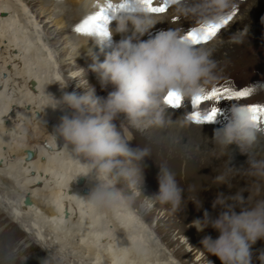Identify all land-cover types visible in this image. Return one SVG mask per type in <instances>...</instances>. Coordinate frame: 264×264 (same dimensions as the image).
<instances>
[{
  "label": "clouds",
  "instance_id": "clouds-1",
  "mask_svg": "<svg viewBox=\"0 0 264 264\" xmlns=\"http://www.w3.org/2000/svg\"><path fill=\"white\" fill-rule=\"evenodd\" d=\"M176 11L186 14L190 11L189 0H178ZM134 12H124L114 17L117 24L109 29L108 35H98L96 43L104 51L106 41L117 33L122 35L105 53V59L91 53L93 63L89 69L96 73L101 88L109 85L113 90L106 97L98 96L94 86L87 81L84 94L65 92L61 99L54 97L53 109L67 106L73 111L71 117L64 115L52 132L55 140L63 138L64 145L83 168L79 176L90 177L96 183L86 198L88 204L97 210H107L119 216L136 200L143 197L142 205L151 210L158 205L169 206L172 212L184 210L185 190L176 174L166 165L158 164L159 190L152 196L143 192L145 183L146 158L152 157L151 148L131 146L134 139L129 135L123 121L143 131L150 126H164L166 121L165 96L176 91L183 97L200 95L204 85L215 79L214 61L206 48L193 47L174 30H161L147 40L141 37L153 28L156 21L142 4L135 6ZM239 42V40H238ZM87 70V71H88ZM60 82V81H59ZM61 88L68 84L61 83ZM232 117L214 133V143L221 150L238 144L242 151L264 137L253 113L244 107H235ZM253 175L264 176V171H254ZM78 176V177H79ZM221 184L231 183L225 175L216 177ZM122 185V187H117ZM195 201L202 207L199 199ZM221 211L212 217L205 209L203 219H196L193 225L198 231L211 226L220 235L213 239L205 236L201 240L203 249L217 256L222 264H253L252 246L264 239V198L253 203L252 197H244L243 192L234 195L218 193L212 207ZM240 211L237 212L236 208ZM135 255L146 259L148 251L142 240H132L130 251L124 259ZM264 264V251L258 257ZM209 264H213L209 261Z\"/></svg>",
  "mask_w": 264,
  "mask_h": 264
},
{
  "label": "bare ground",
  "instance_id": "bare-ground-1",
  "mask_svg": "<svg viewBox=\"0 0 264 264\" xmlns=\"http://www.w3.org/2000/svg\"><path fill=\"white\" fill-rule=\"evenodd\" d=\"M56 2L57 5L54 8L51 9V5H49L45 9L39 11V15L48 16L49 20L47 23L50 22L56 26L54 37H58L60 33L76 29L87 17L104 9L109 3V0H57ZM111 2L121 3L122 1L111 0ZM8 10H12L9 9V4L6 1L0 2V23L2 22V27L0 26V43H2L0 50V118L2 115H8V117L3 119V125H0L1 184L13 189L12 192L14 191L13 193L20 196L21 201L25 202L26 195L30 197V204H26L25 202L23 209H25L26 212H34L33 215L37 217L36 219H42L41 222L44 225L46 222H51L50 225L46 223L50 230L49 233L47 232L48 235L57 232L58 237L59 233L66 229L64 232L66 234L69 233L71 236L74 234L72 237L78 236L77 234L80 233V238L83 242L85 236L89 237L88 240L91 239V241H88L87 244H89V242H95L98 243L99 248L103 245V241H106L104 244L105 248H102V252L100 249L92 251V255H95L93 258L95 260H106L108 261L105 262L107 264H176L162 251L158 244L154 243V241L146 235L143 226L139 225V223L135 224L134 214L132 215L129 208L123 211L119 216H115L110 211L97 210L88 204L85 197L89 195L96 181L89 177L79 176L83 168V165H77L81 163L79 159L74 156L69 157L67 151L66 155L61 156L65 154V152L62 153V150H66V147L64 149L65 145L63 146L64 140L63 138L55 140L52 136V132L60 122H54L55 117L51 119L52 113L50 111L40 110L36 107L37 104L33 103V99H36L37 101L35 102L37 103L41 102L39 96L41 95L40 92H44V89L41 90V88L44 87L39 85V88H37L35 86L36 84H33L35 83V79L32 80V78L26 77V73H23L25 67L18 66V68H16V66L13 69L14 75L11 76H9L10 70L8 71V68L6 69L5 67L6 63H11V65H13V61L17 62L16 60H19L18 63H21L23 60L25 61V54L22 52L16 55L14 54V46L19 44V42L21 43V41L18 40L19 35H16V33L14 34L12 29L17 30L20 27V22H14L13 17L16 18L17 16L11 14L12 12L9 13ZM175 10L176 7L171 9L167 15L160 18L156 16L153 17V13L150 14L156 23L149 32L160 26L169 24L171 17L174 16L173 13ZM8 13L10 16L8 15L7 21L3 22V20H5L3 19V15ZM73 17L75 20L72 21ZM116 24L117 21L112 19L109 24V29L114 28ZM10 26L12 27L11 31H9ZM22 26L21 28H23ZM4 27L9 31L7 38L3 36V31H5V29H3ZM147 35L148 34L145 33L141 39H145ZM97 36V34L91 33L79 35L78 46L76 48L78 51H89V53L91 50V53L98 56L100 61H103L105 59V53L112 50L113 43L119 41L122 35L117 33L111 37V41H106L103 52L101 51V47L96 43ZM210 43L200 45L198 48H209L211 47ZM94 44H97V47L95 46V48H93ZM19 48L22 49V46ZM38 61L40 62L41 60L39 59ZM38 61L36 63H38ZM27 62L26 65L28 64ZM93 62V56L90 59H86L87 66L91 65ZM15 72L19 74L15 75ZM90 76L97 80L96 73H90ZM35 78L37 80L39 77ZM39 81L40 84L44 82L41 81V79H39ZM5 83L6 85L4 86ZM7 85H11L13 89H9V87L5 88ZM51 87L53 89V86ZM21 92L25 93L24 99L19 96ZM49 93H55V95L60 94V92L57 93L56 91ZM53 101V98H49L44 105H50L54 103ZM17 111H22L21 115L26 116L27 121H31L30 117L32 116V118H36L41 115L40 119L36 122L39 127L38 129L36 128V136L31 137L28 135L27 138L20 143L21 145L18 144L19 141L17 142L16 139L11 143L7 141V138L13 137L20 132L22 133L26 128L27 124H25V122L23 123V118L19 119L16 117ZM185 115L186 111H180L167 105L166 119L169 120L166 121L165 125L150 126L147 128L148 134L155 135L163 141L161 143V140L159 143L158 141L145 142V146L152 150V157L146 158L145 161L147 165L145 168L147 174L149 173L151 177L155 178V174H159L160 171L158 164H166L176 174L179 183L186 186L183 187L185 190V203L182 205V208L184 210L178 212L186 217L192 215V217L196 216L198 219H203L204 210L206 209L211 216L215 218L219 215L221 208L217 206L214 209L212 204L220 192H223L225 195H234L236 192H243L245 198L248 196L252 197L253 203L257 199L264 198V176L252 174L254 171H264V137H261L256 143L246 148L245 151H242L241 147L235 143L229 146L230 149L221 150L214 143V133L217 128H220L219 126L196 125L187 119ZM47 117L48 120L46 119ZM47 122L51 123L47 124ZM7 134L8 136H6ZM136 137L135 134V139H137ZM15 141L17 144H14ZM45 141H47V143ZM32 142H34L33 145ZM39 148L40 150H38ZM31 154H33V156ZM68 159H70V161H68ZM81 160L85 162V159H82V157ZM73 166H75L74 169H72ZM240 166L242 167L240 168ZM32 169H34V171H32ZM69 171L72 173H69ZM8 174H11V176ZM220 175H225L228 178L231 183V188H229L227 184H221L216 180V177ZM81 178H84V182L79 184ZM47 179L49 183L53 185L46 186V194H40V192L43 191L41 187H43ZM35 181H37L38 184H34ZM63 186L69 187L64 189ZM84 188H88L89 192L85 193ZM196 199L202 202V207H197L195 201H193ZM236 211L239 212L240 208L237 207ZM45 218L49 220L45 221ZM85 231L87 232L85 233ZM206 233H210L213 239L218 238L220 235V233L211 226L207 227L206 230L200 231L201 235ZM57 237H55V239H62V236L59 238ZM52 238H54V236ZM95 238L96 240H93ZM132 240H142L146 245L148 255L152 257L139 260L135 255H129L127 259H124L125 253L130 251ZM260 240L261 243L264 244V239ZM149 241H153L154 244H147L146 242ZM87 244L84 245L88 246ZM260 245L261 244H259V247ZM76 249L77 248L74 250ZM107 256H109L108 259ZM33 259H38L39 264H48L49 257L47 252L39 249L26 256L22 261L23 264H30V262L34 261ZM2 264H8V262L3 261ZM35 264L37 263L35 262Z\"/></svg>",
  "mask_w": 264,
  "mask_h": 264
},
{
  "label": "rangeland",
  "instance_id": "rangeland-1",
  "mask_svg": "<svg viewBox=\"0 0 264 264\" xmlns=\"http://www.w3.org/2000/svg\"><path fill=\"white\" fill-rule=\"evenodd\" d=\"M3 1H6L9 4L10 10L12 9L11 11L8 10V12H12L11 14L17 16L16 18L13 17L14 22H20V27L17 30L12 29L14 34L16 33V35H19L18 40L21 41V43L18 41L19 44L14 46V54L16 55L19 52L25 54V61L23 60L21 63H18L19 60H16L17 62L13 61V65H11V63H6L5 67L6 69L8 68V71L10 70L9 76L14 75L13 69L16 66V68H18V66L25 67L23 69V73H26V77H30L32 80L35 79V83L33 84H36L35 86L37 88H39V85L44 87L41 88V90L44 89V92H40L41 95L39 96L41 98V102L37 103L35 102L37 100L33 99V103L37 104L36 107L40 110L43 109L44 111H50L52 113L51 119L55 117L54 122H61L60 118L64 115L71 117L74 110L68 108L66 105L58 107L59 109L56 108L57 110L53 109L49 105H44L47 103L49 98L52 99L54 97L59 100L65 92L84 94L86 89L84 87H78V84L81 82L87 86V81L90 85L95 87L96 94L98 96L106 97L108 93L113 90L112 85H109L107 89L101 88L98 80H95L92 76H90V73L93 72L88 70L89 65H86V59H90L92 56L89 51H78L76 48L78 46L79 35H83L84 33L78 32L76 28L74 30L60 33L58 37H54L56 26H54L53 23H47L49 20L48 16L39 15V11L45 9L49 5H51V9L54 8L57 5V0H1L0 2L2 3ZM229 6L240 7L241 10L240 12L236 10H227L229 9ZM174 8L175 4L171 7V9ZM189 8L190 11L186 14L179 13L175 10L173 13L174 16L170 19V23L156 28V33L161 30L174 29L182 35L186 33V28L195 26L201 23L204 19L206 20L207 18H211L213 21L219 23L220 20L226 19L228 14L232 16L231 22L224 25L220 29V33L215 38L216 41L210 43L211 47L206 48L211 52L210 58L214 61L216 67L214 69L215 79L205 85L211 83L220 85L224 82L229 83L235 80L239 81L242 77L249 78L251 80L257 79L258 72L262 69V67H264V0H245L241 3L239 0H189ZM171 9L169 11H171ZM169 11L162 13V15H153V17L156 16L160 18L167 15ZM9 13L3 15V19H5L3 22L7 21L6 19L8 15L10 16ZM233 13L235 14L233 15ZM73 20H75L74 17L72 18V21ZM1 24L2 22L0 23V26L2 27ZM11 26L9 27V31H11ZM21 26L23 28H21ZM3 29H5V31H3V36H6L7 38L9 31L6 30V27ZM154 30H151L147 34L151 35ZM147 38L148 37L145 39ZM0 44L1 50L2 43ZM20 46H22V49L19 48ZM95 46L97 47V44H94L93 48H95ZM39 54L42 55L40 56ZM39 59L41 60L40 62L38 61ZM36 60L38 63H36ZM24 62L25 65L26 62L28 64L25 66ZM29 64L32 65L30 66ZM17 74L19 73L15 72V75ZM35 77L39 78L36 80ZM39 79L44 82L40 84ZM59 81L63 84H68L67 87L61 88ZM5 85L6 83L4 86ZM51 86H53V89ZM8 87L9 89L12 88L11 85H7L5 88ZM54 90L57 93L60 92V94L55 95V93H49L55 92ZM19 96L24 99L25 93L21 92ZM232 102L233 101L230 100L218 102L208 101L201 106V110L203 112H207L215 105L220 106L222 111H230L232 110ZM16 114V117L19 119L23 118V123L25 122L27 125L22 133L20 132L21 134L18 133L13 137L7 138V141L11 143L14 139H16L17 142L19 141L18 144H20L27 138L28 135L31 137L36 136V128H39L36 122L40 119L41 115L36 118H32V116L30 117L31 121H27L26 116L21 115L22 111H17ZM6 117H8V115L1 116L0 125H3V119ZM46 119L48 120V117ZM50 123L47 122V124ZM122 123L123 126L128 129V133L132 134L131 136L134 137V141H130V144L133 147L137 144L144 147L146 145L145 142L148 141H158V143L160 140V143L163 141L155 135L148 134L147 128L143 131H137L136 129L131 128L127 122L123 121ZM134 133L136 134L137 139H135ZM6 136H8V134ZM17 142L15 141L14 144H17ZM45 142L47 143V141ZM33 144L34 142H32V145ZM65 147L66 146H64V149ZM38 150H40V148ZM66 151L69 157L74 156L67 147L66 150H62V153L65 152V154H62L61 156L66 155ZM68 161H70V159H68ZM77 165H82V162ZM241 167L242 166H240V168ZM74 168L75 166L72 167V169ZM32 171H34V169H32ZM69 173L72 172L69 171ZM0 174L2 173L0 172ZM145 174V183L142 190L146 196H152L159 190L158 174L154 173L155 178L151 177L149 173L147 174L146 170ZM8 175L11 176V174ZM34 184H38V182L35 181ZM48 185L52 186L53 184L49 183V180L47 179L45 180L43 187H41L43 191H41L40 194L47 193L45 189ZM180 185L181 187H186L185 185L183 186V184ZM5 186L6 185L1 184L0 182V264H2L3 261L8 262V264H23L22 260L26 256L38 251L39 249L47 252L49 257L48 264H107L105 262L108 261L102 259L95 260L93 259L95 255H92V251L96 249H100L102 252V248H105L104 244L106 241H103V245L99 248L98 243L89 242V244H87L88 241H91V239L88 240L89 237L85 236L84 243L80 238V233L77 234L78 236L72 237L74 234L72 236L69 233L66 234L64 232L66 229H64L63 232H60L58 237L57 232H53L51 235H48L50 230L47 224L50 225L51 222H46L47 224L45 223V226L41 222L42 219H36L37 217L33 215L34 212H26V210L23 209L25 202L21 201L20 196L13 193L14 191L12 192L13 189ZM68 187L69 186H63L64 189ZM117 187H122V185H117ZM142 201L143 197L136 200L129 207L132 215L134 214L135 224L139 223V225L143 226L146 231V235H148L154 243L158 244L162 251L165 252V254L174 263L209 264V261H212L213 264H222L217 256L207 253L203 249L201 240L205 236L212 235L210 233L201 235L200 231H198L195 226H192L193 221L198 219L196 216L192 217L191 215L190 217H186L179 212H172L167 205L160 206L157 204V206L153 209L147 210L142 205ZM46 220L48 221L49 219L45 218V221ZM86 232L87 231H85V233ZM53 236L54 238H52ZM61 236L62 239H55V237L59 238ZM93 240H96V238ZM153 241L146 243L152 245ZM84 244H87L89 247ZM259 244L262 245V248L261 245L259 247ZM263 246L264 244L261 243V240L257 241V243L252 246V249L254 250L253 264H261L258 257L261 252L264 251ZM75 248L77 249L74 250ZM109 256H107V259ZM147 257L152 256L148 255ZM33 260L34 261L30 262V264H35V262L39 264L38 259Z\"/></svg>",
  "mask_w": 264,
  "mask_h": 264
},
{
  "label": "snow or ice",
  "instance_id": "snow-or-ice-1",
  "mask_svg": "<svg viewBox=\"0 0 264 264\" xmlns=\"http://www.w3.org/2000/svg\"><path fill=\"white\" fill-rule=\"evenodd\" d=\"M178 0H164V3L156 6L154 0H122L121 3H109L100 12L87 17L78 27L77 31L81 33H91L97 35H108L109 24L112 19L118 14L124 12H134L137 4H142L145 10L149 13H165L169 6L176 4ZM235 13H233L234 15ZM232 16L221 20L219 23H207L200 26H190L186 28V34L182 39L191 42L193 47H198L203 43L211 40L220 29L229 23ZM254 89L252 87H245L242 89L230 88L226 86L213 88L211 91L202 89L200 95L191 97L188 101L191 105L192 111L188 115V119L197 125H204L210 123L217 118L221 111L220 106H212L207 112L201 111V106L205 101L218 102L223 100L233 101V108L244 107L253 113V120L258 124L259 130L264 134V104H242L243 98L252 95ZM165 103L173 108H180L185 104V99L176 91H169L165 96Z\"/></svg>",
  "mask_w": 264,
  "mask_h": 264
},
{
  "label": "water",
  "instance_id": "water-1",
  "mask_svg": "<svg viewBox=\"0 0 264 264\" xmlns=\"http://www.w3.org/2000/svg\"><path fill=\"white\" fill-rule=\"evenodd\" d=\"M31 155L33 156V154H31ZM83 182H84V178H81L80 181H79V184H81ZM84 192L85 193H88L89 192V189L88 188H84ZM25 202H26V204H30V202H31L30 201V197L28 195H26V197H25Z\"/></svg>",
  "mask_w": 264,
  "mask_h": 264
}]
</instances>
